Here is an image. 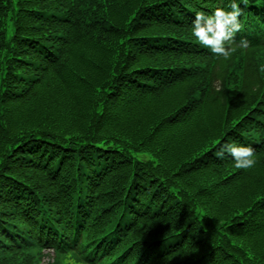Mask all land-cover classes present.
Masks as SVG:
<instances>
[{"label":"trees","instance_id":"trees-1","mask_svg":"<svg viewBox=\"0 0 264 264\" xmlns=\"http://www.w3.org/2000/svg\"><path fill=\"white\" fill-rule=\"evenodd\" d=\"M230 2L0 0V264H264V0L192 35Z\"/></svg>","mask_w":264,"mask_h":264},{"label":"clouds","instance_id":"clouds-1","mask_svg":"<svg viewBox=\"0 0 264 264\" xmlns=\"http://www.w3.org/2000/svg\"><path fill=\"white\" fill-rule=\"evenodd\" d=\"M247 5L248 0H242ZM230 11L224 8H216L211 14L197 12L192 26V35L200 45L218 56L224 61L232 58L238 47H247L248 41L241 39L237 44L235 34L241 31L239 17L242 10L236 0H231ZM219 146V151L215 153L218 158H224L227 154L234 160V166L238 169H251L256 164L254 158L255 150L251 146H237L234 143H224L220 146L219 141H214Z\"/></svg>","mask_w":264,"mask_h":264},{"label":"rangeland","instance_id":"rangeland-1","mask_svg":"<svg viewBox=\"0 0 264 264\" xmlns=\"http://www.w3.org/2000/svg\"><path fill=\"white\" fill-rule=\"evenodd\" d=\"M12 33H13L12 27H8V36H10ZM237 63L239 64V58H236V60H235V64L233 66L234 70H237L236 69ZM215 85L217 86V89H220V80H215ZM225 215H227V213H224L222 215V217H224ZM241 225H245V223H243ZM245 227L248 228L250 226L247 224V225H245ZM43 254H44V256H42L41 262L38 263V264H52V263H55L54 261H55L56 252H55V250L53 248L44 249Z\"/></svg>","mask_w":264,"mask_h":264}]
</instances>
